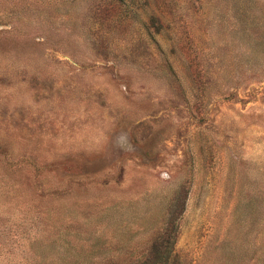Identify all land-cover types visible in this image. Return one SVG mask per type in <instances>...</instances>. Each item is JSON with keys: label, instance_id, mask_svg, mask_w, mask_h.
Wrapping results in <instances>:
<instances>
[{"label": "rangeland", "instance_id": "374dc122", "mask_svg": "<svg viewBox=\"0 0 264 264\" xmlns=\"http://www.w3.org/2000/svg\"><path fill=\"white\" fill-rule=\"evenodd\" d=\"M144 263L264 264V0H0V264Z\"/></svg>", "mask_w": 264, "mask_h": 264}, {"label": "trees", "instance_id": "16d2710c", "mask_svg": "<svg viewBox=\"0 0 264 264\" xmlns=\"http://www.w3.org/2000/svg\"><path fill=\"white\" fill-rule=\"evenodd\" d=\"M167 257V256H166ZM157 259V258H156ZM155 262H156V260H155ZM158 262V261H157ZM144 264H146V263H144ZM157 264V263H156Z\"/></svg>", "mask_w": 264, "mask_h": 264}]
</instances>
